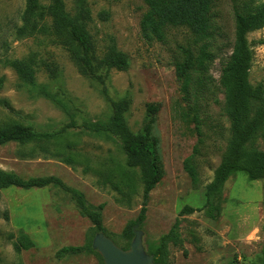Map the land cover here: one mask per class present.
I'll return each mask as SVG.
<instances>
[{"label":"rangeland","instance_id":"1","mask_svg":"<svg viewBox=\"0 0 264 264\" xmlns=\"http://www.w3.org/2000/svg\"><path fill=\"white\" fill-rule=\"evenodd\" d=\"M213 2L210 37L200 40L186 28H170L164 41L148 42L141 29L146 0H88V30L98 58L115 46L131 63L128 71H112L104 86L82 75L49 17L27 24L28 0H0V126L57 134L0 147V170L24 180L54 177L70 190H0V264H101L87 253L58 256L66 247L86 248L97 235L71 190L101 214L106 236L118 247L132 244L125 234L137 225L143 205L141 170L127 166L119 137L93 127L109 122L110 100L122 99L130 102L126 120L135 134L146 124L147 107L161 106L157 133L165 177L150 193L139 228L146 251H156L179 223L182 243H170L169 264H264V180L237 173L220 194L207 196L231 139L221 78L235 45V10L243 1ZM65 3L76 15L75 0ZM102 12L110 13L109 21L100 19ZM247 39L253 56L249 83L264 93V28ZM185 49L195 56L205 49L211 58L204 71L192 74L187 94L177 76ZM14 61L31 64L33 81L20 79ZM248 148L264 152V126ZM189 159L197 183L185 169ZM187 207L195 212L182 213Z\"/></svg>","mask_w":264,"mask_h":264},{"label":"trees","instance_id":"2","mask_svg":"<svg viewBox=\"0 0 264 264\" xmlns=\"http://www.w3.org/2000/svg\"><path fill=\"white\" fill-rule=\"evenodd\" d=\"M45 1L49 2L47 6L43 5ZM237 1H243V3L235 10V45L221 78V84L227 93L231 139L225 159L216 171L214 182L208 187L207 196L211 199L220 194L225 183L237 173H246L252 181L264 180V152L248 148L264 126V93L261 88H254L249 83V71L253 56L247 39L249 33L264 28V3L260 4L257 0ZM146 3L148 11L141 23L143 38L146 41H164L166 32L170 28H186L200 40L210 37L213 0H146ZM75 7L76 15L73 16L67 11L65 0H28L24 18L26 23L30 24L37 17L41 19L49 17L52 21L54 35L71 52L82 75L94 83L105 86L110 80L112 71L125 72L129 70L130 59L115 46L110 47L103 58H98L93 37L88 30L89 23L92 21L88 0H75ZM100 19L103 22L109 21L110 13L102 12ZM210 59V53L205 49L198 56H195L189 49L184 50L183 62L177 66V76L186 94L192 74L199 70L204 71L205 63ZM11 67L23 82L33 81L34 71L30 63L14 61L11 62ZM110 101L112 116L109 122L93 127L97 132L110 133L119 137L127 156V166L141 170L145 191L137 224H142L146 220L150 193L165 177L161 140L157 133L158 114L161 111V106L151 104L147 107L146 124L138 134H135L126 120V114L130 108L129 100ZM56 136L57 134L53 133L34 131L21 124L0 126V147L10 143L23 144L31 141L51 140ZM185 169L192 181L197 183L198 176L191 159L186 161ZM50 186H59L67 190L62 182L54 177L24 180L0 170V190L9 188L33 190L45 189ZM71 192L84 215L94 223L96 234L106 235L101 214L88 209L79 192L72 190ZM186 212L194 213L195 210L187 207L182 213ZM133 228L126 232V237L135 238ZM178 231L179 223L162 238L161 245L156 251H148V254L154 257V264H169L170 243L175 245L182 243ZM22 240L32 245L27 236H23ZM93 242L86 248H63L58 256L64 258L87 253L97 257L101 264H104L102 256L93 249ZM131 245L123 249L128 250Z\"/></svg>","mask_w":264,"mask_h":264},{"label":"water","instance_id":"3","mask_svg":"<svg viewBox=\"0 0 264 264\" xmlns=\"http://www.w3.org/2000/svg\"><path fill=\"white\" fill-rule=\"evenodd\" d=\"M140 225L133 228L135 238L128 250L118 247L103 233L95 237L93 249L102 256L104 264H154V257L144 247V233L139 230Z\"/></svg>","mask_w":264,"mask_h":264},{"label":"clouds","instance_id":"4","mask_svg":"<svg viewBox=\"0 0 264 264\" xmlns=\"http://www.w3.org/2000/svg\"><path fill=\"white\" fill-rule=\"evenodd\" d=\"M10 250V249H9Z\"/></svg>","mask_w":264,"mask_h":264}]
</instances>
